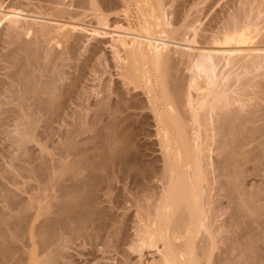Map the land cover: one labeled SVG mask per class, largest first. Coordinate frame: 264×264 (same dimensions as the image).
I'll use <instances>...</instances> for the list:
<instances>
[{
    "label": "bare ground",
    "instance_id": "1",
    "mask_svg": "<svg viewBox=\"0 0 264 264\" xmlns=\"http://www.w3.org/2000/svg\"><path fill=\"white\" fill-rule=\"evenodd\" d=\"M28 2L0 152L38 194L0 189V264H264V0Z\"/></svg>",
    "mask_w": 264,
    "mask_h": 264
},
{
    "label": "rangeland",
    "instance_id": "2",
    "mask_svg": "<svg viewBox=\"0 0 264 264\" xmlns=\"http://www.w3.org/2000/svg\"><path fill=\"white\" fill-rule=\"evenodd\" d=\"M4 2L2 3V0H0V2H1V4H0V7H1V13H9V12H7V11H11V13L12 12H14V13H17V7H19V11L21 10V13H19L20 14V17L23 19V18H25V19H36V18H32L36 13L34 12V10H35V8L28 2V0H27V2L25 1V0H3ZM27 3V4H25V3ZM15 3V4H14ZM22 3V4H21ZM18 4V5H17ZM29 4V6H27ZM11 8H13V11L12 10H10ZM17 8V9H16ZM32 8V9H31ZM16 9V10H15ZM29 9H31L32 11L31 12H33L32 14H31V12H30V10ZM34 9V10H33ZM4 10V11H3ZM22 10H23V13H22ZM26 11V12H25ZM28 12V13H27ZM30 12V13H29ZM35 13V14H34ZM22 14V15H21ZM135 15V12L133 11L132 13H131V23H132V25L130 24V28H132L133 30H136L135 28H137L136 26V24H135V17H136V15ZM32 16V17H31ZM134 16V17H133ZM36 17H39L38 16V14H36ZM9 21H10V19H8ZM7 19H0V41H2L3 42V40H5L6 38L7 39H10L13 35H14V31L12 30L13 28L12 27H16V29H18V33H20V31H19V28H21L20 30L21 31H23V29H25L24 30V32L26 33V31L27 30H31L32 31V29L34 28V26L32 25H30L29 23H27L28 24V26H27V24H25L24 23V20H23V22H21L20 20H18V21H20V22H16L15 21V19H11V22H9ZM56 20H58V23H63L62 22V20H60V19H56ZM60 20V21H59ZM14 23H21V25L18 27V26H14ZM10 24V25H9ZM23 24V25H22ZM17 25V24H16ZM31 26V28H30V26ZM136 25V26H135ZM11 26V27H10ZM87 26V28H91L92 29V27H90V25H86ZM26 27H29L28 29L26 28ZM33 27V28H32ZM6 29H8V30H6ZM11 29V30H10ZM9 30L10 31H12V32H10L9 34H8V32H9ZM29 30V31H30ZM90 30V29H89ZM111 29H108L107 31H110ZM7 31V32H6ZM17 31V30H16ZM29 31H27V32H29ZM113 31V30H112ZM23 32V34H25ZM111 32V31H110ZM12 33H13V35H12ZM22 33V32H21ZM87 34V35H86ZM9 35V36H8ZM12 35V36H11ZM84 35L85 36H88L89 35V33H84ZM114 35V34H113ZM8 36V37H7ZM90 38V36H88V39ZM104 38H109V36H106V37H104ZM104 38L102 39V40H104ZM3 39V40H2ZM6 39V40H7ZM5 40V41H6ZM4 41V42H5ZM8 41V40H7ZM2 42H0V44H2ZM145 50V51H144ZM152 50V49H151ZM150 50V51H151ZM150 51L149 50H147V48L146 47H143V52H144V55H145V57H147L148 55H150L149 53H150ZM153 51V50H152ZM178 53H180V52H178ZM180 54H182V53H180ZM180 54H175V56H177V55H180ZM147 55V56H146ZM149 58V56L147 57V59ZM149 60V59H148ZM4 65V64H3ZM0 66H1V63H0ZM2 68H0V73H2L4 70H3V66H1ZM1 69L3 70V71H1ZM4 74V72L1 74V75H3ZM1 75H0V77H1ZM106 76V75H105ZM104 77V76H103ZM88 84H93V83H91V82H88ZM84 133H82V135H83ZM91 135V133L90 132H87L84 136H90ZM74 138H76V139H78V137L80 138V136H78L77 134H74ZM55 138H57V136H54ZM83 137V136H82ZM55 138H52V141L53 142H50V141H46V142H49L50 144H48V148H47V145H46V143H45V141L43 140L42 141V143L40 144V148L41 149H45L47 152H51L50 150H53V146H54V141L56 142L57 141V139H55ZM55 139V140H54ZM1 143H0V149H1V147L3 146V144L5 143V142H3V141H0ZM2 142H3V144H2ZM44 143H45V145H44ZM1 144H2V146H1ZM6 144V143H5ZM33 147L34 145L33 144H31L30 145V147ZM4 147V146H3ZM31 147V148H32ZM34 147H36V148H38L37 146H34ZM33 147V149H34V151H37L36 150V148H34ZM147 147H148V149H147ZM144 148V150H145V154H147V157H148V159H150L151 157H155L156 156V152L154 153L153 151H155L156 149H154V148H156L155 146H151V145H149V144H147L146 145V147H143ZM4 148H2V150H3ZM147 149V150H146ZM2 150H1V152H2ZM33 151V150H32ZM0 152V189L1 188H5V190L6 191H9V193H10V191L12 192V196H13V198L19 203V204H16L15 206H13V207H22V205H26L28 202H29V200L30 199H32V197H35L37 194H38V191H37V189H38V187H37V178L36 177H30L26 172H24V171H21V170H19L18 169V167H16L13 171L14 172H12V173H10V170L12 171V168L11 167H9V168H11L10 170L8 169V167L7 166H9L8 165V163L7 162H5V161H10V160H6L7 158V155L5 156V157H3L5 154H7V153H1ZM152 152V153H151ZM3 154V155H2ZM154 154V155H153ZM2 156V157H1ZM151 156V157H150ZM24 158V157H23ZM9 159V158H8ZM26 159V158H25ZM23 159V161H27L28 159ZM151 159H153V158H151ZM17 162H19V161H17ZM5 163H7V164H5ZM16 163V162H15ZM23 163V162H22ZM25 163V162H24ZM7 167V168H5V169H7L9 172H7V171H2V169L4 168V167ZM7 172V173H6ZM252 176H250V177H248V178H246L245 179V183H246V187L248 188L247 189V191H249V189L252 187V185H256V187L254 186V191H252V190H250V191H252V192H256V189L257 188H259V184H260V179L259 178H251ZM252 179V180H251ZM253 182H255V184H253ZM259 184H258V183ZM3 188V189H4ZM8 189V190H7ZM251 192V193H252ZM47 193H48V195H49V191H45V192H43L42 193V195H41V198L39 199V201L40 202H42V203H44V202H46V199H45V197L47 196ZM114 195H112V197L114 196V197H116V193H113ZM113 197V198H114ZM43 198V199H42ZM105 204L107 205V206H111V204H108V203H106L105 202ZM105 204H104V206H105ZM222 204H226V200H224V199H222ZM12 205V204H11ZM10 205V203H9V201L6 199V197H4V196H2L1 194H0V213L3 211L2 209H4L5 211H7V212H9V209L8 208H6V207H12ZM103 206V207H104ZM106 207V206H105ZM119 207H135L133 204H131V203H126L125 205L123 204V206H119ZM247 208V207H246ZM6 212V213H7ZM35 248L36 247H33V249H32V252H35ZM32 264H37V262L35 263H32ZM65 264V263H64Z\"/></svg>",
    "mask_w": 264,
    "mask_h": 264
}]
</instances>
